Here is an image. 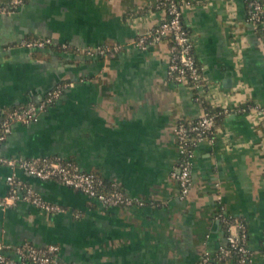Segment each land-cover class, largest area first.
I'll use <instances>...</instances> for the list:
<instances>
[{
  "label": "crops",
  "instance_id": "0c3cea01",
  "mask_svg": "<svg viewBox=\"0 0 264 264\" xmlns=\"http://www.w3.org/2000/svg\"><path fill=\"white\" fill-rule=\"evenodd\" d=\"M155 1L26 0L0 11V127L4 106L38 101L63 87L36 119L13 123L0 155L70 158L134 200L104 207L59 180L0 163V201L14 172L61 206L51 212L26 199L0 204L3 242L57 243L55 264H196L227 243V224L218 216L223 209L233 230L245 225L247 264H264V113L243 110L249 103L264 106L263 34L247 19V0L183 4L207 99L228 113L214 136L196 146L193 182L181 199L171 175L179 159L173 127L205 107L195 88L170 77L168 39L135 44L166 16ZM26 36L54 41L29 48L22 44ZM116 43L119 50L106 56L86 52ZM214 264L238 262L230 257Z\"/></svg>",
  "mask_w": 264,
  "mask_h": 264
},
{
  "label": "built area",
  "instance_id": "2783aa9c",
  "mask_svg": "<svg viewBox=\"0 0 264 264\" xmlns=\"http://www.w3.org/2000/svg\"><path fill=\"white\" fill-rule=\"evenodd\" d=\"M21 2L22 0H11V5H18ZM189 2V0H156L155 6L162 8L166 16L156 27L140 34L135 44L141 48H146L149 43L164 38L169 32L172 33L173 42L170 45L171 58L168 68L170 77L195 88L197 90L195 99L203 102L208 100L207 81L203 78L193 52L194 37L183 23L182 7L184 3ZM0 11L10 10L6 5L0 4ZM247 19L255 25L264 24V0H247ZM53 41L51 36H45L24 40L22 44L29 48H37L45 47ZM63 46L66 47L67 44L64 43ZM120 46L118 43L112 45L99 44L87 48L86 52L91 55L106 56L119 50ZM62 92L63 87L56 86L48 90L40 100H31L27 105L17 107L9 112L1 122L0 143L12 130L13 123H27L36 119L41 111L48 109L58 100ZM243 110L264 113V106L258 103H249L243 107ZM215 129V115L207 109H204L198 117H193L188 121L179 119L173 127L179 159L177 165L172 169L171 175L179 185L181 199L187 197L193 182L191 166L195 148L205 139L212 138ZM0 163L11 165L14 168L19 167L42 179L59 180L86 193L104 207L129 206L134 202L132 197L128 196L121 187L105 191L103 189L105 186L104 176L95 171L82 169L70 158L61 156L24 158L0 155ZM7 180L10 184V191L0 201L1 205L26 199L46 211L61 210L59 204L43 199L31 185L19 180L14 172L7 175ZM218 216L227 224L229 231L226 237L227 243L221 246L214 255L208 252L202 254L196 264H211L235 256L238 264H247L250 261L251 249L248 246L247 230L244 223H236L237 229L233 230V221L223 209L219 211ZM58 254L59 245L57 243L37 245L32 242H25L22 245L12 247L0 239V264H55ZM262 254L264 257V242Z\"/></svg>",
  "mask_w": 264,
  "mask_h": 264
},
{
  "label": "trees",
  "instance_id": "16d2710c",
  "mask_svg": "<svg viewBox=\"0 0 264 264\" xmlns=\"http://www.w3.org/2000/svg\"><path fill=\"white\" fill-rule=\"evenodd\" d=\"M25 1L26 0H22V2L20 4L24 3ZM0 4L6 5L7 8H8V10H10V11L17 9L19 7V5H20V4H18V5H11V0H0ZM185 28L188 31H190L189 28L186 25H185ZM257 28L262 32L263 38H264V24L259 23L257 25ZM26 37H30V38H27V39H34V38H36V37H31V36H26ZM164 38L168 39L170 41V43L173 42L172 33H170V32L167 33L164 36ZM52 44H53V42L52 43H49L48 45H52ZM60 47L63 48V49L67 48V47H63L61 45H60ZM193 52H194V48H193ZM196 60H197V58H196ZM197 63H198V66L200 68V71L202 73L201 65L199 64L198 61H197ZM27 103L15 105V106H10V107L9 106H4L3 109H2L3 110V118L5 116H7L9 114V112H11L13 109H15L17 107H21V106L27 105ZM202 103H203L205 109L209 110L211 113H213L215 115V127L219 126V123H221V121L224 119L225 115L228 113V107L213 105L209 100H204ZM189 119H191V118H183V120H185V121H188ZM262 126H264V124H262ZM0 129H1V127H0ZM104 179H105V186L103 187V189L105 191H109V190H112L114 188L120 187L119 184L115 183L113 180H110L108 178H104ZM228 233H229V231L227 229V234ZM233 258H234V260L237 261L236 256L233 257ZM211 264H214V263H211Z\"/></svg>",
  "mask_w": 264,
  "mask_h": 264
}]
</instances>
